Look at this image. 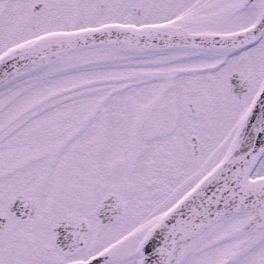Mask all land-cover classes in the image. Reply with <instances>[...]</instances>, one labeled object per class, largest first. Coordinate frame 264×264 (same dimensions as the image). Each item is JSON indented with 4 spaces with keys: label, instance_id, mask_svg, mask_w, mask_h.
<instances>
[{
    "label": "snow or ice",
    "instance_id": "obj_1",
    "mask_svg": "<svg viewBox=\"0 0 264 264\" xmlns=\"http://www.w3.org/2000/svg\"><path fill=\"white\" fill-rule=\"evenodd\" d=\"M0 264H264V0H0Z\"/></svg>",
    "mask_w": 264,
    "mask_h": 264
}]
</instances>
